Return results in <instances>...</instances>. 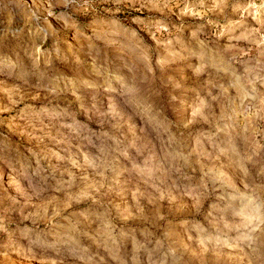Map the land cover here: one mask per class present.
I'll list each match as a JSON object with an SVG mask.
<instances>
[{
  "label": "rangeland",
  "instance_id": "obj_1",
  "mask_svg": "<svg viewBox=\"0 0 264 264\" xmlns=\"http://www.w3.org/2000/svg\"><path fill=\"white\" fill-rule=\"evenodd\" d=\"M0 264H264V0H0Z\"/></svg>",
  "mask_w": 264,
  "mask_h": 264
}]
</instances>
